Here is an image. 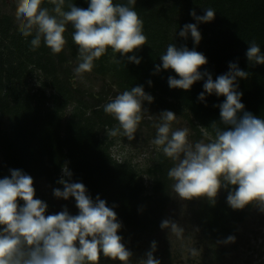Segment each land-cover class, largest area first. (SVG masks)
Here are the masks:
<instances>
[{"label":"trees","instance_id":"obj_1","mask_svg":"<svg viewBox=\"0 0 264 264\" xmlns=\"http://www.w3.org/2000/svg\"><path fill=\"white\" fill-rule=\"evenodd\" d=\"M88 3L65 0L64 10H69V4L87 8ZM114 3L127 5L128 0ZM42 7L51 10L53 6L44 0ZM130 7L143 21L147 42L128 55L141 62L137 65L119 54L113 57L109 49L94 61L91 71L100 80H107V88L104 90L102 83L93 95L73 87L68 80L64 65L70 61L78 64L71 25L64 33L67 42L59 54H52L43 42L33 51L32 37H24L14 15L0 5V177L10 175V169H19L53 189H62L57 181L63 176L62 167L67 166L72 172L70 182L83 183L93 200L99 196L113 208L122 225L120 236L148 234L153 240L165 221L167 207L176 202L174 181L167 175L173 161L164 155L162 147L154 161L141 169L128 159L113 158L109 150L112 136L107 132L117 128L118 122L103 111V106L123 91L142 86L153 97L151 103H143L142 143L156 137V124L149 116L165 110L184 120L194 142L214 139L212 122L224 127L219 122L218 106L225 97L205 93L204 101L198 99L207 77L187 91L169 87L168 78L179 77L170 69L163 70L160 56L169 44H175L202 53L207 64L200 70L211 74L213 80L229 72L230 63L248 72L247 79H238L241 103L244 111L264 119V65H253L246 57L252 42L264 54V0H136ZM209 8L216 12L215 18L198 24V45L190 33L187 39L179 36L184 25L197 23L190 14L193 10L202 16ZM157 65L161 66L158 73ZM227 194L221 189L215 201L198 198L179 203V214L197 228L199 237L218 259L228 254L223 246L229 242L225 241L236 237L252 206L233 210L227 204ZM40 199L48 205L47 214L59 212L51 199ZM168 254L164 245L160 257Z\"/></svg>","mask_w":264,"mask_h":264},{"label":"clouds","instance_id":"obj_2","mask_svg":"<svg viewBox=\"0 0 264 264\" xmlns=\"http://www.w3.org/2000/svg\"><path fill=\"white\" fill-rule=\"evenodd\" d=\"M43 3L44 0H15V20L20 33L32 37L31 50L38 49L43 42L52 54H59L67 42L64 33L71 25L72 40L78 47L76 77L91 72L94 61L109 49L113 57L119 54L140 64L139 58L128 55L147 42L143 21L130 7L136 0H128L127 5L114 0H89L87 8L69 4L67 11L65 0H48L53 6L51 10L42 7ZM190 14L197 23L184 25L179 36L187 39L190 33L198 45L201 40L198 24L213 21L216 12L209 8L204 9L202 16H197L194 10ZM246 57L253 65H264V54L255 42L248 45ZM160 60L163 70L170 69L179 77L168 78L170 88L187 91L207 77L198 99L204 101L205 93L225 97L218 106L219 122L224 127H217L213 121L215 138L207 141L190 143L186 128L172 129L175 113L165 110L159 114L152 143L162 147L164 155L173 161L167 173L174 181L173 191L181 200L215 201L224 189L228 192L227 204L233 210L253 205L264 212V119L244 111L243 93L237 90L238 79H247L249 73L230 63L229 72L213 80L211 74L200 70L207 64L202 53L175 44L167 46ZM160 70L157 65L156 72ZM144 101L151 103L153 97L142 86H136L105 104L103 111L118 122V127L108 135L123 134L133 140L142 120ZM9 172L10 175L0 177V264H99L101 254L106 259L129 264L132 252L118 234L122 225L116 212L99 196L93 200L83 183L70 182L72 172L67 166L62 167L63 176L57 181L63 187L53 189V195L63 200L74 198L78 209L75 215L66 207L47 214V203L35 198L33 178L19 169ZM168 223L163 221L161 227ZM234 240L235 237L229 236L225 243ZM155 250L156 243L152 242L151 250L139 264H160L153 255Z\"/></svg>","mask_w":264,"mask_h":264},{"label":"rangeland","instance_id":"obj_3","mask_svg":"<svg viewBox=\"0 0 264 264\" xmlns=\"http://www.w3.org/2000/svg\"><path fill=\"white\" fill-rule=\"evenodd\" d=\"M0 5L3 11L14 15L15 0L9 3L0 1ZM64 66L68 68V80L73 87L90 92L93 95H97L102 83L104 90L107 88V80H100L91 72L76 77L74 75L76 62L70 61ZM160 113L151 114L149 118L157 124ZM180 128H186L188 130V141L195 143L191 137L192 130L181 117L176 115V120L172 123V129ZM142 129V126L138 125L137 130L140 132ZM152 141L150 139L146 143H142L138 137L130 141L127 137L112 136L109 150L113 158L118 160L128 159L133 166L141 169L148 163L153 162L156 153L161 150ZM143 177L146 179L144 174ZM33 180L36 189L35 198L51 199L59 212L66 207L70 214L75 215L78 213L74 201L57 199L53 195V188L49 184L41 180ZM174 198L176 202L167 207L165 221L169 223L164 228L161 227L153 240L148 234H142L140 237L122 236V242L132 252L129 264H139V261L145 258V253L151 250L152 242L156 243V250L153 255L160 261V264H264V212L258 207L251 206L245 221L238 228L234 242H229L223 246L227 249L228 254L223 259L218 260L212 256L207 243L199 237L197 228L187 223V220L179 214V203L183 200L176 194ZM164 245L168 246L169 254L162 258L160 257V250ZM99 264H120V261L106 259L101 254Z\"/></svg>","mask_w":264,"mask_h":264},{"label":"flooded vegetation","instance_id":"obj_4","mask_svg":"<svg viewBox=\"0 0 264 264\" xmlns=\"http://www.w3.org/2000/svg\"><path fill=\"white\" fill-rule=\"evenodd\" d=\"M0 1H5L6 3H9V2H12L13 0H0ZM115 98V97H114ZM113 98V99H114ZM108 99V98H107ZM144 116H142V120H144V118H143ZM141 120V121H142ZM139 125L140 126H142L141 125V122L139 123ZM143 127V126H142ZM141 136H142V130L139 132L138 130H137V132L135 133V137H138V139H139V141H141ZM125 136H123V138H124ZM153 140V139H152ZM216 259H218V258H216ZM223 259V258H222ZM218 260H221V259H218Z\"/></svg>","mask_w":264,"mask_h":264}]
</instances>
